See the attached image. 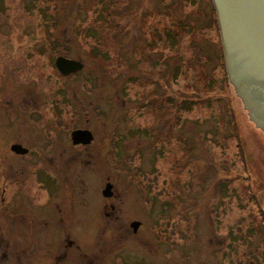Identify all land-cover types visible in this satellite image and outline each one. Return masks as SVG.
I'll use <instances>...</instances> for the list:
<instances>
[{"label": "rangeland", "instance_id": "obj_1", "mask_svg": "<svg viewBox=\"0 0 264 264\" xmlns=\"http://www.w3.org/2000/svg\"><path fill=\"white\" fill-rule=\"evenodd\" d=\"M88 1L83 10L74 7V0H0V264H36L28 261L36 256L34 248L11 247L17 231L6 232L8 224L2 216L3 200H7L6 207L13 208L9 200L20 197L19 187L31 193L32 204L24 196L16 200L30 219L36 215L37 219L45 218L56 203L64 202L65 194L71 195L75 222L70 231L89 257L81 255L69 264H88L89 259H94L91 264H264V130L252 121L234 85L225 83L224 70L217 66L211 48L220 36L219 27L216 31L212 22L197 24L202 26L195 33L198 45L210 57L205 66H199L188 63L193 56L190 46L197 43L186 26L181 36L170 35L167 42L160 38L164 30L175 34L166 9L171 0H141L138 7L123 11H129L125 17L112 10L124 6L126 0ZM194 6H186V10ZM127 18H133V36H139H135L139 44L135 54L123 53L128 47L124 48L122 37L114 35L123 22L131 21ZM158 46L165 55L173 56L168 63L175 77L173 82L170 77L169 101L177 94L174 98L181 104L186 98L191 103L187 109L179 106L173 111L181 115L176 126L179 132L196 134L188 138L189 149L174 139L169 143L155 142L157 148L153 147V139L141 132L156 123L158 109L141 105L145 106V99L158 86L135 76H142L145 68L150 69L152 63L164 57L156 55ZM120 54H124V61ZM61 55L82 61L84 70L75 76H62L55 67ZM176 68L178 77L174 74ZM97 78H101L98 90ZM87 88H93L96 94L87 92ZM222 99L233 108L240 148H244L249 172L255 179L252 188L246 164L241 162L239 140L231 135L233 125L221 135L224 125L217 118H221ZM41 112L52 120L48 123V142L47 133L42 131ZM222 114L231 123L228 113ZM78 127L93 132L95 142L91 147L73 148L70 133ZM114 130L121 140L128 141L125 148H120L124 143L120 140L119 148L108 152V136ZM137 130L141 133L133 135ZM55 132L59 140L53 136ZM14 139L30 149V156L11 155ZM55 142L58 144L48 160L41 158L46 148H34ZM188 150L197 155L196 163L181 165L182 160H187ZM114 157L124 176L132 178V186L111 170ZM210 164L215 168L204 174ZM194 172L202 174V180L214 181L202 185L205 198L195 201V211L188 214L187 237L189 225L179 212L189 211L187 196L192 195L184 188L191 186ZM138 173L146 183L141 185L143 191L134 187ZM66 177L72 179L68 193ZM155 177L158 183L153 181ZM18 180L24 181L17 185ZM108 181L118 195L113 200L114 209L105 206L109 215L101 217L104 221L100 223L103 205L110 201L102 196ZM223 181L228 185L221 186ZM223 187L225 193H219ZM260 192L263 203L259 206L254 197ZM151 199L152 203L148 201ZM40 209L44 210L38 212ZM81 215L89 217L78 236L76 220ZM134 221L142 223L138 232L130 226ZM103 230L105 241L99 243L97 235ZM71 253L81 251L75 248ZM17 256L24 258L21 263L14 259ZM50 262L52 259H46L43 264Z\"/></svg>", "mask_w": 264, "mask_h": 264}, {"label": "trees", "instance_id": "obj_2", "mask_svg": "<svg viewBox=\"0 0 264 264\" xmlns=\"http://www.w3.org/2000/svg\"><path fill=\"white\" fill-rule=\"evenodd\" d=\"M81 1L82 0H79V1L74 0V5L77 4V6H74V7H80L83 10H86L88 7L87 5H85L86 0H83V6H80ZM126 1L127 2L124 6L116 7L112 10V11H115V15L119 13L120 14L119 17H125L124 14L127 15V13L129 11H127V10L125 12H123V11L127 7H128V10L132 7H138V4L140 3L141 0H126ZM161 1H163V0H161ZM88 3H90V0L88 1ZM192 4L195 5L194 8L190 11H187L186 6H192ZM166 7H167L166 9L168 11L169 16L173 20L172 24H173V26H175L176 29L174 30L175 34L174 33L171 34V32L169 30L167 32H166V30H164L162 32V34H160V38H161V36L164 37L165 41L167 42L170 40V35H171V37L173 36L172 38H175L177 36H181L182 35L181 29L184 26H186L187 30L190 32V34L189 33L188 34L191 35L193 33L192 37L194 38V41L197 43V45L190 46V47H192V55L193 56H191V60H189L188 63L192 64L194 62L199 66H205L209 62L210 57H209V55H204L202 53L201 44L198 45L199 39L197 38V34H195V33L197 32V29L201 28L202 26H205V23H207V22H212L213 28L216 31H218L217 19H216V14H215V10L213 7L212 0H171L169 3L166 4ZM119 17H117V18H119ZM127 19H131V18H127ZM123 20L125 21L126 18H123ZM128 21H129L128 23L123 22L124 24H122L121 26H119V28H117V31L115 32L114 35H116V37L117 36L122 37L120 40L123 43L124 48H125V46L128 47V49L124 50L123 53L129 52L130 54H132V53L135 54V53H137L136 51L138 50L136 48H138V45H139L136 42L135 36H137L138 38H139V36H138V34L137 35L135 34V36H133L134 34H132L131 27L133 26V22H132L133 18L131 19V21L130 20H128ZM198 23H202V26L197 25ZM205 40H202V42H204ZM158 41L159 40L157 38L153 42L158 43ZM212 44H213V47L215 49L211 48V50L214 52V55L216 56L217 66H220L224 70V81H225V83L228 84V86H233L231 84L229 77H228V74H227L220 36H218L217 40L215 42H212ZM148 47H150V46H148ZM159 47L160 46H158L157 49H155L156 55L161 54L164 57H162L161 59H157L154 63H152L150 69L145 68L144 65L142 64L145 62V60H146L145 59L144 61H142L140 63L143 66L142 68H145L143 71V75L142 76H140V75L135 76V78H137V79L142 78L145 81L158 86L157 89L152 90V92L149 93L147 99H145L146 100L145 106H144V104L141 105L142 108H151L152 109L155 106L156 110L158 109V113L155 115L156 116L155 117L156 123L154 124V127H151L150 129H145L144 131H141V132L143 134L149 135L153 139V142H151L153 147L157 148V144L155 142L169 143L171 140L173 141V139H174V140H177L181 144V146H183V148L187 149V147H188V149H189V148H191V144L189 143V141L191 142V140H189L188 138L189 137H191V138L196 137V134L193 132L191 134H188V133L182 134L181 132H179V129H177L176 126L178 124H180L181 115L178 114L177 112L173 113V111H175L176 109H179L178 108L179 106L180 107L182 106V108L187 109L186 107L191 105V103H189V101L187 100L188 98H186L184 103L181 104L179 101L175 100L176 98H174L177 96V94L174 97L172 96L171 102L169 101V99H171L168 96L169 90L171 88L170 87V84H171L170 83V81H171L170 77L173 78L172 82L175 79V77H174V75L171 76L168 63H169L170 59H172L173 56L165 55L163 49H160ZM122 55L120 58L124 61V54H122ZM129 72H131V70H129ZM174 74H176V76L178 77V68H176L174 70ZM133 78L134 77H132V79ZM99 79H101V78L96 79V82H97L96 89L97 90L99 89V86L101 85V83H99ZM87 92H90L92 94H96L95 91H93V88H87ZM221 103H222L220 105L221 109L219 111V115H221L220 116L221 118H219V116L217 118V121H219V119H220V123L224 125L223 128L221 129V135L223 136V132H226V130L229 129V126L231 127L233 125L232 126L233 130H231V135L235 134V137H237V139L239 140L238 150H239L241 162H242V164H246L247 181L250 185V188H252V183L255 182V179H254L253 173L249 172L250 168L248 165L247 155L245 154L244 148H240L241 147L240 136L238 135V129H237V127L233 121L234 117H235V116H233V113H234L233 108H231L229 106V103L224 99L221 100ZM223 112H224V114L228 113L229 118L231 117L230 118L231 123L229 120L228 121L224 120V118L222 116ZM141 132H140V130H137L136 132H133L132 134L137 136ZM113 139H114L113 140L114 142H112V145H113V147H115L118 143V139H121V138L118 135V133H116L113 136ZM122 140H124V142H126V143L128 141L127 139H122ZM202 146H204V145H202ZM111 153H112V150H111ZM186 154H189L187 157V160H185V159L182 160L181 165L188 164V163H190V164L196 163L195 157L197 155H195L194 152H192L191 150L190 151L188 150V153H186ZM109 155H111V154H109ZM214 168L210 164V166L207 167L208 170L205 171L204 174H207V172L210 173V171H212ZM138 174L139 175H137L134 178L135 179L134 181L138 184V188H142L141 185L145 186L146 183L143 182V179L140 178L141 174L140 173H138ZM201 177H202V174L198 175L197 173L194 172V175L192 177L193 181H191V186L187 185L186 189L184 188V190H186V192H189V194L192 195V196H190V195L187 196V198H189L188 200H190L189 203L187 202V204H186V202H185V204L189 207V208H187L189 211L188 212L187 211L186 212H184V211L179 212L181 219L187 221V223L189 225V228L186 231L187 237L189 235L188 232L190 229V222L188 221V214L190 212L195 211L193 209L195 201H197L198 199L203 200L205 198V196H203L205 193L203 192L204 189H202V185L205 182L207 184L208 182H211L212 180L214 181V179L202 180ZM157 179L159 181V178H156V177L153 178V181L155 183H158ZM147 180H149V179H147ZM150 180H152V179H150ZM224 185H228V181H223V185H221V186H224ZM258 187H260V186L258 185ZM258 187H256V188L258 189ZM217 189H219V185L217 186ZM142 191H143V188H142ZM183 191H180V192L183 194ZM224 191H226L225 188L223 189V191H220L219 193H223ZM184 193H185V191H184ZM260 193L259 194L256 193V195L254 194L256 196V197H254V201H258V202H256V204L259 206H260V204L263 203V194L261 193V196H260ZM157 194L159 196H162L161 192L160 193L158 192ZM222 195L223 194H221V196ZM148 201L149 202L151 201V203H152V199L148 200ZM145 202H146V200H145ZM174 233L175 232H173V234ZM182 235L184 238L185 232H182ZM187 237H185V238H187ZM176 245L177 244L175 243L174 246H176Z\"/></svg>", "mask_w": 264, "mask_h": 264}, {"label": "flooded vegetation", "instance_id": "obj_3", "mask_svg": "<svg viewBox=\"0 0 264 264\" xmlns=\"http://www.w3.org/2000/svg\"><path fill=\"white\" fill-rule=\"evenodd\" d=\"M248 68H249L248 72L261 70L258 67V63L254 59H252V62ZM243 74H246V73H243ZM255 88H256L255 90L252 89L251 91H249L247 93V99L253 102V103H251V107L253 109L254 117L257 120H260L262 124H264V84L260 83V84L256 85ZM236 90L239 94V91H238L239 89L236 88ZM245 98L246 97L243 95L242 100L244 101V103H245ZM246 108L248 110H250L248 108V106H246ZM45 116L46 115H44L42 112L40 113V118H41V120H43L42 131H45L47 133V135L45 136V139L48 142V138L50 139L48 133L51 130L48 127V123H51L52 120H50V118L47 120L45 118ZM51 126H52V124H51ZM76 129L88 130L87 128H80V127L76 128ZM76 129L72 128L71 133ZM71 133H70V140H71ZM53 136L56 137V140H59V137L56 134V132L53 134ZM120 140L121 139H118L117 145L115 147H113L111 135H109L108 136V148H109L108 152H110V148H113L114 150H116V148H119V147L125 148L127 143L124 142L125 144L123 143L120 146L119 145ZM94 142H95V140H93V142L89 145H74L72 143V140H71L73 148H80V147L88 148V147H91L94 144ZM15 144H21V143L16 141V139H14V141L12 142V144L10 146V151H11L12 146ZM55 144H58V143L55 142L54 144L49 143V144H44V145H39V146L37 145L34 148H46L47 151L44 150V154L41 155V158H44V159L48 158L49 159V157H50L49 154L56 147ZM118 145H119V147H118ZM49 148H51L50 151H49ZM65 148H67V147H65ZM11 155L15 156L17 158L18 157L25 158V157L30 156V152L27 155H18L15 152L11 151ZM73 159H74V157L71 159V162L73 161ZM113 159H114L113 164L111 163V165H109V166H111V170L113 172L118 173V175H120V176H124L123 171H122V166H120L116 163L117 158L114 157ZM29 163L31 164V162H29ZM49 165L51 166L50 162H49ZM52 168H54V167H52ZM124 179L127 180L126 185L129 183H131L129 185H131V186L133 185L132 178L130 179V178H127L124 176ZM22 181H24V180H18L16 184L18 185ZM64 181H65L64 185L66 186L65 191L67 192L69 190V183H70V181H72V179L66 177L64 179ZM36 183H38V182H36ZM109 183L113 185V189H112L113 195L111 198H108V199L105 198L107 200H110L108 202L109 205L108 204L105 205V203L103 202L104 203V205H103L104 211H103V214L100 216V220H99L100 223H101V220L106 217V215H109L106 212L107 208H105V206H111V208L114 209L113 200H115L117 195H118L115 193V190H114L115 186L113 183L108 181L106 183V186ZM137 186H138V184H135L134 187L137 188ZM27 190L30 191V188L28 187ZM37 190L41 191L40 185H38ZM18 191L20 193V197L19 198L17 197L18 199H20L24 196L27 200H29V203L32 204V202L30 200L31 199V193L30 192H27L26 189L21 190L20 187H19ZM139 191H140V188H139ZM17 194H16V196H17ZM102 196H103V193H102ZM18 199H15V196H13L9 200V206H14L13 208L6 207V205H7L6 201L7 200H5V199L3 200L4 201L3 204L5 206H3V208H2V216L4 217L5 221L8 224L6 226L7 227L6 232L12 233V232L17 231L16 235L18 234L17 236L16 235L14 236L15 241L11 247L21 246L22 248H24V247L28 246L29 248L35 249L36 256L34 258L28 260V261H31V263H36V264H43V262H46V259H52V262H50V264H53V263L54 264H63V263L69 264L70 262H72V260L74 258H79V257H81V255L86 256L87 258L89 257L87 255V252H85L83 250V248H80L78 240H76V238H74L73 234L70 231V229H71L70 227L73 226L74 222H75V219H74L75 214H74L73 204H72V200H71V195L65 194L64 202L61 201L63 203H60V204L56 203V208H51L50 209L51 212L49 211L50 213L49 212L46 213L47 215H45V218L40 217L38 219H37V215L33 219L27 218L26 215L17 206L18 203L16 200H18ZM84 200H83V203L86 206V202H84ZM15 206H17V207L15 208ZM60 206L62 208H60ZM43 210L44 209H40V210H38V212H41ZM78 217H79V219L76 220V223H77L76 225H78L76 227V229H77V235L80 236L84 222H86V219L89 216L88 215H86V216L81 215ZM101 217H102V219H101ZM25 219H26L27 223L25 221H23ZM39 221H43V222H45V224H40V223H38ZM50 221L53 222V224H50ZM103 221L104 220H102V222ZM22 222H23V224H22ZM14 223L15 224L18 223V224L15 225ZM100 223H99V227H98L99 230H100ZM19 224H22V225H19ZM15 226H16V229H15ZM46 226H50V228L46 229L47 228ZM47 230H50V232H47ZM104 232L105 231L103 230V233L101 234L103 236L97 235V237L99 236L98 237L99 239L97 240V241H99V243H101V241H105L104 240L105 239ZM49 233H50V235H49ZM49 238L51 240H49ZM29 244H30V246H29ZM56 248L61 249V250L59 252H57ZM75 248L77 250H80L81 253L80 254H72L71 250L73 251V249H75ZM45 249H46V251H45ZM45 254H49L50 256L49 257H43L42 255H45ZM4 255H5V257L9 258L8 253H6ZM99 255H100V253L98 252V256ZM38 256H40V257L38 258ZM21 258H23V257L17 256L14 259L17 260L18 263H21ZM93 260L94 259H89L88 264H91L93 262ZM22 264H24V263H22Z\"/></svg>", "mask_w": 264, "mask_h": 264}, {"label": "water", "instance_id": "obj_4", "mask_svg": "<svg viewBox=\"0 0 264 264\" xmlns=\"http://www.w3.org/2000/svg\"><path fill=\"white\" fill-rule=\"evenodd\" d=\"M217 14L219 31L225 54V62L229 76L239 89V94L245 98V105L250 109L251 119L264 129V124L254 117L252 101L247 99V93L255 86L264 84V0H212ZM254 59L260 71H250L249 65ZM55 65L58 71L69 76L84 69L80 60L59 56ZM246 74H243V73ZM261 123L260 124H258ZM93 135L88 130H77L72 133L75 145L90 144ZM12 151L26 154L28 150L21 145H13ZM113 185L107 184L103 191L104 197H112ZM135 232L140 227L139 222L132 223Z\"/></svg>", "mask_w": 264, "mask_h": 264}]
</instances>
